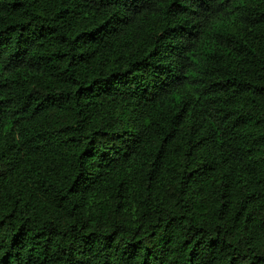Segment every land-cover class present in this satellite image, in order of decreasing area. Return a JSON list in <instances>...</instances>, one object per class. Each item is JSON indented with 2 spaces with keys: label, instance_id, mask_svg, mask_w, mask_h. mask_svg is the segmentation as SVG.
Masks as SVG:
<instances>
[{
  "label": "trees",
  "instance_id": "obj_1",
  "mask_svg": "<svg viewBox=\"0 0 264 264\" xmlns=\"http://www.w3.org/2000/svg\"><path fill=\"white\" fill-rule=\"evenodd\" d=\"M0 264H264V0H0Z\"/></svg>",
  "mask_w": 264,
  "mask_h": 264
}]
</instances>
